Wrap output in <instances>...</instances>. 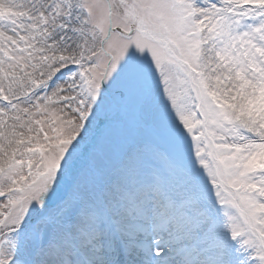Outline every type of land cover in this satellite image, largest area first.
Returning <instances> with one entry per match:
<instances>
[{"label": "snow or ice", "instance_id": "1", "mask_svg": "<svg viewBox=\"0 0 264 264\" xmlns=\"http://www.w3.org/2000/svg\"><path fill=\"white\" fill-rule=\"evenodd\" d=\"M0 264H264V0H0Z\"/></svg>", "mask_w": 264, "mask_h": 264}]
</instances>
